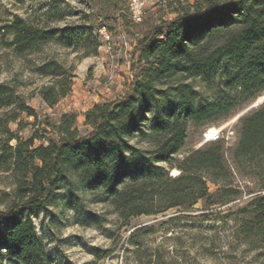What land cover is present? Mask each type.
Returning <instances> with one entry per match:
<instances>
[{
	"label": "trees",
	"instance_id": "trees-1",
	"mask_svg": "<svg viewBox=\"0 0 264 264\" xmlns=\"http://www.w3.org/2000/svg\"><path fill=\"white\" fill-rule=\"evenodd\" d=\"M85 1L86 23L51 25L50 14L51 21L63 19L53 7L45 9L44 21L17 13L0 19L1 48L15 58L40 54L29 70L48 79L36 91L50 107L69 94L74 73L52 55H41L45 46L96 55V20L105 25L126 6L125 0ZM130 70L132 80L121 96L83 113L84 133L75 113L40 118L19 91L24 82L0 79V172L12 185L9 200L0 202V264H76L57 237L66 216L114 239L105 227L109 215L119 228L132 217L168 210L177 218L207 220L212 208L243 196L231 212L234 232L258 244L264 256V102L238 118L231 147L223 139L186 147L194 131L227 119L264 92V0L186 3L174 17L146 29L133 48ZM25 124L32 131L21 137L17 131ZM93 205L105 209L96 212ZM150 230L130 231L126 242L136 255ZM110 251L92 248L89 264Z\"/></svg>",
	"mask_w": 264,
	"mask_h": 264
},
{
	"label": "rangeland",
	"instance_id": "rangeland-1",
	"mask_svg": "<svg viewBox=\"0 0 264 264\" xmlns=\"http://www.w3.org/2000/svg\"><path fill=\"white\" fill-rule=\"evenodd\" d=\"M142 1V18L139 22H134L130 17L129 0H125L122 16H115L105 25L96 20L93 32L101 42L96 55L83 57L80 51L61 48L52 43L45 46L41 55H52L64 65L72 66L74 73L71 91L54 106L46 105L36 91L48 79L37 77L29 70L31 61L40 54L29 55L25 59L15 58L10 50L0 47V79L16 77L24 82L19 91L25 95L40 118L56 120L64 112L75 113L77 128L84 133L88 127L83 124V113L94 103L121 96L128 88L132 80L131 54L136 41L146 29L161 20L174 17L178 9L195 0ZM50 7L63 13V19L59 21H51L54 17L50 14L51 20L48 19V22L51 25L60 26L65 22L86 23L83 17L89 12V8L85 0H0V19L10 13H17L33 21H44L42 14ZM93 9L94 13L99 12L97 6ZM89 20L92 22L95 18ZM102 27L109 35L110 49H106L101 38ZM263 102L264 92L227 119L210 124L201 131H194L186 147H197L205 143L203 133L210 127L220 130L225 146L231 147L236 142L238 118ZM24 121L31 123L33 119L24 117ZM10 127L15 130L16 123H11ZM31 131V125L25 124L17 132L19 136L27 137ZM176 173L177 171H172V174ZM11 188L10 178L6 173L0 172V202L9 200L7 194ZM214 188L210 185L211 191ZM241 198V201L237 199L212 208L214 213L207 220H199L194 216L188 219L177 218L174 217L177 214L174 210H168L156 215L132 217L128 225L119 228L120 221L109 215L105 227L114 232V239L106 237L96 228L79 226L71 217L66 216L61 220L57 237L64 252L76 264H89L94 259L91 252L94 247L111 248L96 264H145L149 255L153 258L147 264H264V256L259 254L258 244H248L244 237L234 232L235 222L231 212L236 205L245 201V196ZM197 206L201 208L199 204ZM90 208L102 212L105 206L93 205ZM199 212H192V215ZM35 222L38 225V221ZM144 226L152 227V230L140 238L143 239V246L141 253L136 255L126 239L132 229Z\"/></svg>",
	"mask_w": 264,
	"mask_h": 264
},
{
	"label": "built area",
	"instance_id": "built-area-1",
	"mask_svg": "<svg viewBox=\"0 0 264 264\" xmlns=\"http://www.w3.org/2000/svg\"><path fill=\"white\" fill-rule=\"evenodd\" d=\"M142 0H129V10H130V17L134 22L141 21L142 18ZM101 38L106 46V49L111 48V44L109 41V35L106 33L104 27L100 29ZM209 130V129H208ZM208 130L203 133L205 141L211 140H219L223 139V135L220 130H216L215 132L208 134Z\"/></svg>",
	"mask_w": 264,
	"mask_h": 264
},
{
	"label": "bare ground",
	"instance_id": "bare-ground-1",
	"mask_svg": "<svg viewBox=\"0 0 264 264\" xmlns=\"http://www.w3.org/2000/svg\"><path fill=\"white\" fill-rule=\"evenodd\" d=\"M216 130H217L216 128L210 127L208 130V134H211V133L215 132Z\"/></svg>",
	"mask_w": 264,
	"mask_h": 264
}]
</instances>
